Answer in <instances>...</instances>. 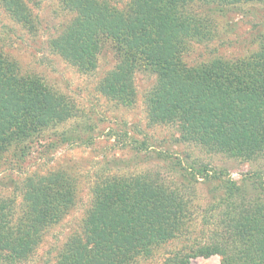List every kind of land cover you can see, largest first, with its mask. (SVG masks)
<instances>
[{
    "label": "trees",
    "instance_id": "16d2710c",
    "mask_svg": "<svg viewBox=\"0 0 264 264\" xmlns=\"http://www.w3.org/2000/svg\"><path fill=\"white\" fill-rule=\"evenodd\" d=\"M58 1L74 18L50 46L80 74H91L103 41L109 42L116 63L98 86L114 103L131 107L133 74L149 70L157 77L145 97L152 124L173 126L179 142L206 152L264 159V37L243 57L184 60L193 43L214 37L213 16L264 0ZM0 7L30 29L21 0H0ZM76 113L66 96L36 76H19L16 63L0 54V161L17 144L24 157L34 139ZM22 177L16 184L19 203L0 198V264L28 261L76 205L78 184L69 172ZM256 181L264 193L261 178ZM222 188V198L206 211L210 228L198 241L191 239L197 224L193 205L178 189L143 176L102 178L91 185L80 229L70 234L53 264H142L159 246L181 242L186 249L175 248L159 264H190L213 255L220 256V264H264V203L246 197L229 180Z\"/></svg>",
    "mask_w": 264,
    "mask_h": 264
},
{
    "label": "rangeland",
    "instance_id": "374dc122",
    "mask_svg": "<svg viewBox=\"0 0 264 264\" xmlns=\"http://www.w3.org/2000/svg\"><path fill=\"white\" fill-rule=\"evenodd\" d=\"M111 1L122 5L127 0ZM21 2L30 15V29L22 27L0 7V54L16 63L19 76H36L51 90L66 96L77 113L67 123L34 139L27 145L24 157H19L21 146L17 144L1 159L0 198L20 202L16 184L23 173L63 169L78 184L75 207L45 234L34 255L21 264L54 263L60 247L81 227L92 197L91 185L107 176H143L184 193L193 205L197 223L191 239L198 241L205 238V231L210 228L212 220L206 211L222 198L224 181L239 186L246 197L264 203V193L256 181L261 178L264 185V159L243 161L224 153L206 152L199 146L179 142L173 126L152 124L145 97L157 77L149 70H136L133 74L135 96L131 107L114 103L98 86L116 63L109 42L103 41L95 71L80 74L50 46L74 14L65 12L58 0ZM213 21L214 37L191 45L184 55L188 64L214 58L235 59L255 51L264 37V3L245 4L236 11L213 16ZM172 244L159 246L151 260L142 264H159L175 248L186 249L184 242ZM220 260L219 255H213L193 259L190 264H220Z\"/></svg>",
    "mask_w": 264,
    "mask_h": 264
}]
</instances>
